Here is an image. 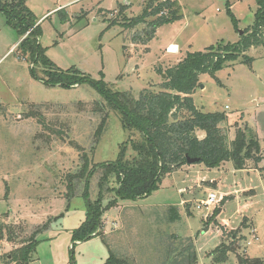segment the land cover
Masks as SVG:
<instances>
[{"label":"rangeland","instance_id":"374dc122","mask_svg":"<svg viewBox=\"0 0 264 264\" xmlns=\"http://www.w3.org/2000/svg\"><path fill=\"white\" fill-rule=\"evenodd\" d=\"M145 2L26 0L34 15L27 30L0 11V222L21 229L13 242L4 231L0 264L13 262L4 255L28 244L37 229L36 245L21 264H103L110 252L130 264H192V251L193 264H214L213 251L222 236L229 242L231 230L236 231L233 239L243 236L237 252L229 251L217 264H238L237 254L243 252L264 260V158L258 164L261 169L250 171H236L230 161L214 168L198 162L176 168L164 174L148 196L118 199L104 210L99 235L71 240L87 206L83 181L75 179L69 195L67 174L79 171L82 153L90 165L115 161L123 148L131 158V141L139 138L137 131L123 127L120 112L107 105L93 82L134 98L143 89L159 91L165 78L159 68L175 65L186 51L234 43L253 23L257 9L255 0H178L180 18L157 27L153 37L142 42L149 28L124 23L139 14ZM120 4L126 5L122 15ZM113 18L117 23L110 25ZM169 44L180 51L167 53ZM246 54L250 61L239 57L214 74L200 73L191 97L204 112L225 113L230 143L249 128L264 150V49L250 47ZM68 71L88 81L71 86L45 83L56 81L59 73L64 78ZM196 135L200 138L204 132ZM100 177L96 171L89 179L90 202L97 199ZM213 180L215 185L209 183ZM115 185L114 177L104 184ZM211 191L225 197L222 203L200 204ZM102 194L103 205L115 196L109 189ZM170 206L176 207L179 219L168 218ZM215 207L219 211L211 216Z\"/></svg>","mask_w":264,"mask_h":264},{"label":"trees","instance_id":"16d2710c","mask_svg":"<svg viewBox=\"0 0 264 264\" xmlns=\"http://www.w3.org/2000/svg\"><path fill=\"white\" fill-rule=\"evenodd\" d=\"M255 2L257 9L254 21L243 29L237 41L212 44L201 51H187L175 65L164 71L159 68L158 72L165 76L159 91L143 89L139 97L134 98L129 92L113 91L104 83L93 82L105 98L107 105L120 112L123 127L137 131L139 138L131 141V149L135 152L131 158L125 157L123 148L115 161L90 165V159L82 153L79 171L67 174L69 195H73L74 192L73 181L75 179L83 181L81 195L87 206L85 220L73 230L71 240L85 241L99 235L104 210L114 207L118 199L148 196L158 188L164 174L187 164V157L198 158L197 162L203 163L208 168L218 167L230 161L235 169H243L247 168L248 163L256 166L260 162L263 154L254 131L251 132L247 128L248 134L242 133L241 139H238L237 135L230 143L225 128L227 118L225 113L204 112L195 106L191 97L198 85L200 73L214 74L239 57L242 62L250 61L252 58L246 54L250 47L261 46L264 49V0H255ZM125 6L120 4V13ZM0 11L5 13L8 19L24 26L26 30L34 24V15L26 6V0H0ZM179 11L175 0H146L141 12L124 24L127 27L145 24L149 30L142 42H147L153 37L157 27L179 19L181 15ZM227 13L233 25L237 27L238 20L231 12L228 2ZM116 23L114 18L110 20V25ZM68 72L72 73L70 77ZM68 72H64V78L59 73L60 77L56 81L49 79L45 83L59 82L61 85L71 86L88 81V78L82 74L74 75V71ZM105 117L101 119L95 131L96 141L103 130ZM196 130L203 131L204 136L199 138ZM96 171L101 172L97 184L99 191L96 201L90 202L88 200L89 179ZM111 177H114L116 185L110 188L104 186L109 183ZM108 189L113 191L115 196L113 199L109 198L103 205L102 200L105 196L102 192ZM168 210L170 220L180 218L176 207L170 206ZM185 211L190 214L187 207ZM218 211L215 207L211 216H215ZM213 222L217 223V220ZM12 227L10 224L0 222V240L5 236L4 231L9 232L6 236L7 241L13 242L20 237L18 235L21 229L17 232ZM40 231L41 229H37L32 232L28 244L18 246L15 250L6 253L5 261L12 260L16 264L25 261L34 249L35 237ZM228 233H230L229 242L226 243L222 236L220 245L213 251L215 252V256L212 257L214 264L224 261L229 251L237 252V242L243 236L233 239L236 231L231 230ZM192 253L190 259L193 264L196 254L194 251ZM237 259L238 264H264L263 259L249 257L244 252L237 254ZM103 264L130 263L127 258L117 257L110 252Z\"/></svg>","mask_w":264,"mask_h":264},{"label":"crops","instance_id":"0c3cea01","mask_svg":"<svg viewBox=\"0 0 264 264\" xmlns=\"http://www.w3.org/2000/svg\"><path fill=\"white\" fill-rule=\"evenodd\" d=\"M175 1H176L177 4L179 5L178 0H175ZM179 9H180V6H179ZM169 45H173V49H174V50H173V52H167V51H166L167 53H169V54H173V53H177L178 51H180V48H179L176 44H169ZM169 45H167V46H169ZM167 46H166V47H167ZM166 47H165V49H166ZM186 52H187V51H186ZM186 52H185V53H186ZM263 114H264V112H263ZM257 121H258V123L260 122L258 119H257ZM255 125H256V124H255ZM229 130L232 131V128H229ZM229 130H228V134H231V131H229ZM197 131H200L201 133H203V131H201V130H196V132H197ZM202 137H203V136H200V138H202ZM260 151H261L262 154H263V157H262V159H263V158H264L263 144H260ZM262 159H261V160H262ZM261 160H260V161H261ZM231 164H232V163H231ZM258 164H259V163H258ZM258 164H257L256 166H254V165H252V164H249V165L247 166V168H243V169H235L234 167H233V169L236 170V171H237V170H241V171H250V170H256L257 168H260V169H261V167H259ZM185 165H187V164H185ZM185 165H182V166H185ZM200 181H201V180H200ZM214 182H215L214 180H213V181H209V183L212 184V185H215V184H213ZM224 196H226V195H224ZM219 197L222 198V200H224V198H225V197H223V195H220ZM220 200H221V199H220ZM222 200H221V201H222ZM212 211H213V210H212ZM211 215H212V212H211ZM224 221H225L224 219H221V222L224 223Z\"/></svg>","mask_w":264,"mask_h":264},{"label":"built area","instance_id":"2783aa9c","mask_svg":"<svg viewBox=\"0 0 264 264\" xmlns=\"http://www.w3.org/2000/svg\"><path fill=\"white\" fill-rule=\"evenodd\" d=\"M173 45H169L166 47V51L167 52H173ZM221 198L219 196L216 195L215 192L211 191L207 194V197L202 201V202H199L200 204H204V205H213L214 203L218 202ZM200 204L196 205V207H200ZM252 234H253V239H257L255 233H254V230H252ZM2 264H4L2 262ZM7 264H15V262H9Z\"/></svg>","mask_w":264,"mask_h":264},{"label":"water","instance_id":"95a60500","mask_svg":"<svg viewBox=\"0 0 264 264\" xmlns=\"http://www.w3.org/2000/svg\"><path fill=\"white\" fill-rule=\"evenodd\" d=\"M240 34H242V31H240ZM238 139H241V133L238 134ZM186 161H187V164H192V163L197 162L198 161V158H190V157H187Z\"/></svg>","mask_w":264,"mask_h":264}]
</instances>
